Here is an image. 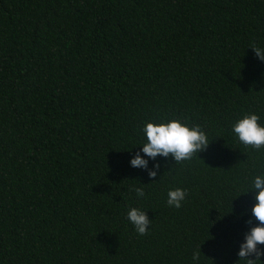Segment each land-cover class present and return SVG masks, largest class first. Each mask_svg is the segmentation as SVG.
<instances>
[{
    "label": "trees",
    "instance_id": "1",
    "mask_svg": "<svg viewBox=\"0 0 264 264\" xmlns=\"http://www.w3.org/2000/svg\"><path fill=\"white\" fill-rule=\"evenodd\" d=\"M253 45L264 0H0V264H237L242 193L264 173V148L230 132L242 113L264 124ZM169 118L208 146L131 167L143 122Z\"/></svg>",
    "mask_w": 264,
    "mask_h": 264
},
{
    "label": "clouds",
    "instance_id": "2",
    "mask_svg": "<svg viewBox=\"0 0 264 264\" xmlns=\"http://www.w3.org/2000/svg\"><path fill=\"white\" fill-rule=\"evenodd\" d=\"M250 48L256 58L264 62V47L253 45ZM260 119L261 117L254 112L239 115L230 124V132L234 140L245 148L250 147L253 150L264 148V124L259 123ZM140 133L141 141L136 145L138 151L128 161L133 168H144L147 164L145 157L154 159L157 156L165 158L171 156L175 164L187 161L193 156L197 157V153L204 150L210 142L208 134L200 125H193L186 120L176 118L145 121ZM148 175L155 177L156 172L149 171ZM132 191L138 201L145 197L142 187H135ZM249 192L250 207L242 214L247 217L244 220L246 229L238 242L235 261L237 264H264V260L261 259L264 257V248L260 247L264 245V173L254 175L250 186L242 194ZM186 197V189L170 188L167 190L165 203L169 207L178 209ZM125 218L139 235L146 234L151 224L146 210L137 206H128ZM191 264H200V251L192 252Z\"/></svg>",
    "mask_w": 264,
    "mask_h": 264
}]
</instances>
